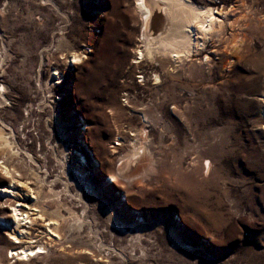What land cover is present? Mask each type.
Masks as SVG:
<instances>
[{
  "label": "rangeland",
  "instance_id": "obj_1",
  "mask_svg": "<svg viewBox=\"0 0 264 264\" xmlns=\"http://www.w3.org/2000/svg\"><path fill=\"white\" fill-rule=\"evenodd\" d=\"M184 1L211 13L197 50L135 63V0H0V264H264V0Z\"/></svg>",
  "mask_w": 264,
  "mask_h": 264
},
{
  "label": "bare ground",
  "instance_id": "obj_2",
  "mask_svg": "<svg viewBox=\"0 0 264 264\" xmlns=\"http://www.w3.org/2000/svg\"><path fill=\"white\" fill-rule=\"evenodd\" d=\"M135 1H136V7L141 12V21H142L141 39L145 41V43L142 46L143 49L137 52V58L135 63H142V62L154 63L157 57L168 58L170 54L174 55L173 58L176 60L180 59L182 55L188 56L191 51H196L198 48V42L194 41L191 38L190 31H194L197 34L199 33L201 36L204 37L207 35L206 31L212 26L211 13L209 10L194 9L184 0H135ZM159 1L161 2L160 3L161 6L163 7L161 10L165 13L164 19L166 21L165 25L167 29L164 31L163 33L164 35L161 34V35H157L154 38H151L149 37L151 31L150 29L152 27V21L156 10L155 7L156 4L159 3ZM93 18L95 19L93 22H96L98 20L97 19L98 17L96 15ZM203 24L204 25L206 24L207 30L203 29ZM152 40H154L153 41L154 43L151 42ZM58 46L60 47L59 44ZM56 47L57 46H55V48ZM66 47H68V45ZM87 47L90 49L92 46L88 45ZM153 66H159V64H155ZM152 80H153V85H157L160 83V79L156 74L152 75ZM52 81L53 80L45 81L44 86L39 84L38 88L42 92L43 101L46 100L47 102V98L50 96ZM142 81L144 80L142 79L140 82ZM1 91L2 92L4 91V87L1 88ZM155 95L158 97L157 94ZM141 106H142L141 109L142 112L140 118L142 123L147 125L149 118L147 114L151 112V107L147 106L143 108V105ZM152 108L154 109L156 115H158L159 110L163 109V105L162 103H160L159 98L156 99V103ZM28 117L29 116L27 115V120ZM155 122L156 123L160 122V116L155 117ZM159 135L160 137L163 135L162 131H160ZM131 136H135L137 141L128 143L125 149L126 152L123 155L119 156L113 168L112 173L109 175V179L107 180V183L116 182L119 179L129 180L131 177H134V174L132 172V168L134 165L133 163L137 157H140L147 150L146 147L147 135L144 129H140L137 133H133V135ZM181 153L183 154L182 156H184L185 150H182ZM201 169L203 171V174H208L210 170L209 161H205V163L201 165ZM81 173L80 172L76 173L77 176H79L80 181H82L84 177V175ZM3 190L6 191V189ZM20 220L22 221L23 218L22 219L19 218L16 221H20ZM73 220L75 222H79L81 218L79 216H74ZM15 243H20V242L17 241ZM37 249L38 251L34 252V249H28L27 247H25V248L16 249L18 251L11 253H12V257H16L18 261H26L37 254L43 253L42 251L44 248L38 247ZM89 251H90L89 249L88 250L84 249L81 250L79 254L82 255V257H85L90 253Z\"/></svg>",
  "mask_w": 264,
  "mask_h": 264
},
{
  "label": "snow or ice",
  "instance_id": "obj_3",
  "mask_svg": "<svg viewBox=\"0 0 264 264\" xmlns=\"http://www.w3.org/2000/svg\"><path fill=\"white\" fill-rule=\"evenodd\" d=\"M207 163V162H206Z\"/></svg>",
  "mask_w": 264,
  "mask_h": 264
}]
</instances>
